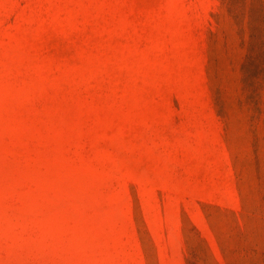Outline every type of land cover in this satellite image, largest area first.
<instances>
[{"label": "rangeland", "instance_id": "rangeland-1", "mask_svg": "<svg viewBox=\"0 0 264 264\" xmlns=\"http://www.w3.org/2000/svg\"><path fill=\"white\" fill-rule=\"evenodd\" d=\"M0 264H264V0H0Z\"/></svg>", "mask_w": 264, "mask_h": 264}]
</instances>
